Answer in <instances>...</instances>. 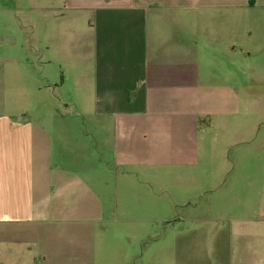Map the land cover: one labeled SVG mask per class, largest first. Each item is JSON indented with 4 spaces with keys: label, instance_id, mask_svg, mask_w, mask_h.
Segmentation results:
<instances>
[{
    "label": "crops",
    "instance_id": "crops-1",
    "mask_svg": "<svg viewBox=\"0 0 264 264\" xmlns=\"http://www.w3.org/2000/svg\"><path fill=\"white\" fill-rule=\"evenodd\" d=\"M66 5L73 13V51L81 44L76 24L85 18L90 30L93 129L52 116L43 102L35 110L0 109V264H94L98 252L92 238L86 251L65 255L41 246L51 242L46 234L38 240L35 258L18 250L33 243L21 231L104 220L105 193L95 188L103 178L97 167L101 148L109 150L108 176L121 167L126 179L130 163L174 162L186 154L178 146L187 148L186 141L193 139L197 117L212 115L202 112L197 100L210 93L228 98L235 114L241 96L236 68L241 67L242 19L264 10V0H66ZM15 15L0 7L5 39L0 48L6 52L0 54V98L14 95L17 87L26 94L35 91L32 78L17 70L35 58L31 44L23 48L25 55L18 54L22 45L12 31ZM45 48L50 46L38 49ZM63 53L54 61L63 62ZM247 53L251 61V46ZM213 70L228 84L210 85ZM59 102L66 105L62 97ZM102 134L107 144L99 141ZM155 144L160 154L153 152ZM135 147L150 148L141 155Z\"/></svg>",
    "mask_w": 264,
    "mask_h": 264
},
{
    "label": "rangeland",
    "instance_id": "rangeland-1",
    "mask_svg": "<svg viewBox=\"0 0 264 264\" xmlns=\"http://www.w3.org/2000/svg\"><path fill=\"white\" fill-rule=\"evenodd\" d=\"M0 7L17 13L12 31L22 45L18 54L25 55L23 48L31 44L35 58L33 64L17 68L32 78L34 94L17 87L14 95L0 98V109L35 110L43 102L52 116L86 124L91 131L94 68L86 19L76 24L81 44L75 52L73 13L66 0H0ZM241 26L236 113L229 111L233 102L228 98L210 93V98L197 100L202 112L212 115L197 117L193 139L186 141L187 148L178 146L186 154L174 162L130 163L126 179L121 167L108 176L109 150L101 148L97 167L103 178L95 188L105 193L104 220L75 227H25L21 235L33 243L18 250L38 258V240L48 234L51 242L41 246L65 255L86 251L89 238L94 239V264H264V10L244 15ZM3 33L0 30L4 42ZM44 45L50 48L42 52L38 48ZM59 52H64L63 62L54 61ZM210 79V85L228 84L215 70ZM100 140L106 143L104 134ZM135 148L143 155L150 147ZM157 150L155 144L153 152Z\"/></svg>",
    "mask_w": 264,
    "mask_h": 264
},
{
    "label": "trees",
    "instance_id": "trees-1",
    "mask_svg": "<svg viewBox=\"0 0 264 264\" xmlns=\"http://www.w3.org/2000/svg\"><path fill=\"white\" fill-rule=\"evenodd\" d=\"M140 73V72H139ZM140 77H141V74L139 75V79H140Z\"/></svg>",
    "mask_w": 264,
    "mask_h": 264
}]
</instances>
